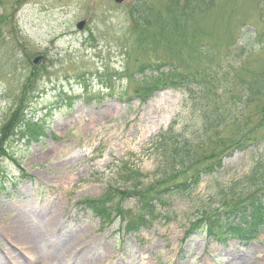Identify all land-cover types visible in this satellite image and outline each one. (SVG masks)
Returning a JSON list of instances; mask_svg holds the SVG:
<instances>
[{"label":"rangeland","instance_id":"374dc122","mask_svg":"<svg viewBox=\"0 0 264 264\" xmlns=\"http://www.w3.org/2000/svg\"><path fill=\"white\" fill-rule=\"evenodd\" d=\"M168 1L155 0L154 5L167 7ZM135 2L0 0V152L8 147L0 157V264H264V230L253 243L208 236L205 227L188 233L190 223L202 219L201 211L219 215L222 192H247V177L264 158L263 139L220 159L217 137L235 130L231 122L211 131L217 136L200 147L192 166L197 171L221 160L223 167L204 176L191 192H171L169 209L150 228L127 235L117 222L104 229L91 211L76 204L101 196L108 184L122 191L123 178L149 184L170 171L169 158L156 142L161 130L175 124L177 132L201 131L199 111L182 91L156 92L141 103L132 96L139 84L119 77L113 79V90H101L105 77L99 74L123 76L149 57L133 45L137 30L130 9ZM81 20L86 23L79 30ZM195 26L201 30L195 35L198 46L212 50L216 64L238 65L240 52L254 50L247 60L254 70L245 73V80L252 79V71H264V0H214L190 28ZM247 29L253 36L258 32L260 40L238 42ZM236 46H241L238 53L233 52ZM164 52L169 55L161 46L160 57ZM37 56L42 58L34 63ZM262 84L258 101L264 105ZM63 91L74 98L72 106ZM30 100L32 114L46 122V136L33 143L10 140L12 129L5 135L2 130L22 104L28 110ZM236 108L241 120L264 116L263 108L259 113L233 93L222 108L224 116ZM131 168L128 177L118 173ZM124 200L129 209L137 204L134 197ZM25 227L36 228L33 247L21 244Z\"/></svg>","mask_w":264,"mask_h":264},{"label":"trees","instance_id":"16d2710c","mask_svg":"<svg viewBox=\"0 0 264 264\" xmlns=\"http://www.w3.org/2000/svg\"><path fill=\"white\" fill-rule=\"evenodd\" d=\"M168 2L169 5L165 7L155 6V0H136L130 9L137 30L133 42L134 48L149 53L148 58L138 62L136 71L131 72L127 69L123 76L120 72L98 75L99 78L105 77L100 82L109 90H113V79L117 77L139 84L134 94L142 101L158 90L168 88L181 90L188 95L194 110L199 111L197 114L201 126L199 133H188L186 130L177 132L173 124L157 135L158 149L164 158H169L171 163V170H165L160 179L145 184L141 179L129 181L123 178L125 183H128L127 185L124 183L122 191L108 184V189L101 196L85 201L104 222L120 218L126 222L129 230L137 229L138 226L151 223L162 216L164 212L161 208L166 207L170 202L171 192L185 193L195 190L202 176L220 170L223 167L221 160L231 155L234 150H246L264 139V133L259 132L264 127V116H246L241 120L237 108L234 113L227 111L225 116L222 111L225 102L233 93L239 94L240 98L243 96L246 105H255L259 113L264 111L260 109H264L263 103L258 101L260 90L262 91L264 71H252L253 75L255 73L252 79L245 80V73L254 70L248 66L247 61L253 57L254 50L240 52L242 58L238 60V65L224 64V60L222 62L218 60L216 64L215 53L208 48L198 46V39L195 40V35L201 30L196 26L190 28L196 17L203 13L204 8H210L214 0H169ZM253 35V31L247 29L236 39L238 42L244 41L246 37L260 40L258 32L256 36ZM159 37L162 38L161 40L164 37L166 39L161 42ZM167 43H171V46ZM161 46L165 51L168 48L170 56L164 52L165 56L160 57L158 49ZM240 48L241 46H236L234 51L230 49L227 53L232 51L238 53ZM132 56L130 54L129 58L132 59ZM215 67L218 71H215ZM226 69L229 70L225 71ZM31 102L32 100L30 104ZM240 106L243 111L241 103ZM229 122L235 125V130H229L224 137H217L215 152H219L221 160L197 168L195 171L192 167L194 160H197L196 156H201L198 150L210 138L217 136L216 132L211 131L226 128ZM9 129H12L11 139H16L17 142L31 141L44 134L43 122L32 117L23 104L12 114L2 133L5 135ZM7 148L6 145L1 147L0 157H5ZM132 170L133 168L118 173H123V177H126L124 173L127 172L128 177ZM246 185L247 192L239 194L231 192V195L222 192L219 215L215 216L214 212L207 211L209 209L201 211L198 217L201 216L202 219L197 218L196 221H192L188 232L204 224L209 233H227L224 237L233 236L245 241L255 238L264 226V158L255 162L252 172L247 177ZM128 196H135L137 201L135 209L123 207L122 200Z\"/></svg>","mask_w":264,"mask_h":264},{"label":"bare ground","instance_id":"6f19581e","mask_svg":"<svg viewBox=\"0 0 264 264\" xmlns=\"http://www.w3.org/2000/svg\"><path fill=\"white\" fill-rule=\"evenodd\" d=\"M25 228L22 229V231L20 232V235H19L20 240L22 241V244H25V243L32 241L37 236L36 228H32V230L29 227H28V229H27V227H25ZM12 233H13V231H12ZM4 264H8V262H4Z\"/></svg>","mask_w":264,"mask_h":264},{"label":"water","instance_id":"95a60500","mask_svg":"<svg viewBox=\"0 0 264 264\" xmlns=\"http://www.w3.org/2000/svg\"><path fill=\"white\" fill-rule=\"evenodd\" d=\"M115 1H117V2H122L123 0H115ZM85 25V21H81V22H79L78 23V28H80V29H82L83 28V26ZM39 59H35V61L37 62Z\"/></svg>","mask_w":264,"mask_h":264}]
</instances>
